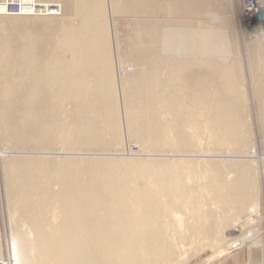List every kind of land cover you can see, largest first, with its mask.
Wrapping results in <instances>:
<instances>
[{
    "label": "bare ground",
    "instance_id": "1",
    "mask_svg": "<svg viewBox=\"0 0 264 264\" xmlns=\"http://www.w3.org/2000/svg\"><path fill=\"white\" fill-rule=\"evenodd\" d=\"M70 1L19 0L9 13L15 0H0V159L18 215L9 217L15 264H174L183 243L171 223L186 222L177 201L201 223L208 202L223 225L257 214L251 182L241 185L256 158L236 39L249 36L243 53L264 129V0L239 11V32L223 0ZM125 59L131 77L120 76ZM124 131L148 157L122 170L93 151L121 143ZM2 210L0 189L11 264ZM199 228L200 239L218 240L216 227ZM251 230L221 252L256 237Z\"/></svg>",
    "mask_w": 264,
    "mask_h": 264
},
{
    "label": "rangeland",
    "instance_id": "2",
    "mask_svg": "<svg viewBox=\"0 0 264 264\" xmlns=\"http://www.w3.org/2000/svg\"><path fill=\"white\" fill-rule=\"evenodd\" d=\"M72 1H70L69 3L71 4ZM223 2L225 5L227 4L229 6L228 9L230 12L227 9L228 13L233 14V20H232L231 24H232V27H233V25L235 26L236 30H237V28H239V27H237V25L239 24L238 23L239 11L240 10L242 11L245 8V6L253 7L257 3L259 4L258 0H223ZM69 3H68V5L66 4L63 8L67 12L66 15H68V16H70L69 13L71 12V8L68 7V6H70ZM224 4H223V6H224ZM66 6H67V9H66ZM105 7H106V5H105ZM230 8H231V10H230ZM69 10H70V12H69ZM106 12L108 14L107 10H106ZM256 13H257L256 11H253L254 15H256ZM121 16L117 15V16H114V18L115 19H118V18L125 19V20H123L125 23L132 24L133 19L131 17H126V16L123 17V15H121ZM158 16H160V15H158ZM71 18H72L71 22L73 21L72 23H74V24L78 23V20L74 16H72ZM3 19L9 20L6 18H3ZM157 19L161 21L162 17H160V18L158 17ZM253 24H254L253 22H250L248 26H253ZM255 24H256V22H255ZM242 27H243V25H242ZM11 29H13V28H11ZM239 30H237V31L239 32ZM13 31H15V30H8V32L6 31L4 34H6V35L10 34V36H12V38H15L16 37L15 32H17V31H15V32H13ZM12 32H13V34L11 35ZM245 32L250 33L247 28L245 29ZM243 35H242V37L240 36V38L238 37L236 39V41L238 43L237 47L241 48V50H242V58L240 57V61L242 63H241L240 68L244 74L243 76H245L244 84L247 86V89H248V94H247L248 97L246 98L247 102L245 101V104L243 106V111H242V120L244 123V133L248 134L245 136L248 138V140H249L248 142H250L251 146H253V152L252 153H253V156H255L256 160H255V164L251 165L252 166L251 169L253 168V170L252 171L250 170L247 172L248 174H245L246 180H243L241 182V185L245 186L246 183L251 182V184H252L251 186H253V187H251L250 193H251V195H253L254 199H256L258 201V205H257L258 213L251 215L250 216L251 219H248L247 222H244L243 223L244 225L243 224L240 225L239 223H236L235 227H234V225L230 226V225H226V224H224L225 225L224 226L222 218H221V212L222 211H221L220 207H218L215 204H212L211 202H208L207 204L204 203L202 205L203 208H201V205L198 208V211H197L198 213H201V211L203 210L202 213L207 212V214H208V216L206 218L204 217L205 220L202 219V221L203 220L204 221L201 223L199 220L192 219V215L189 216L190 215V212H189L190 208L183 201H179V202L177 201V203L180 205L181 212L183 213V215H182L183 220L186 222H184V223L182 222L179 224V221L175 220L173 223H171V227L172 226L174 227V230L176 233L170 234V235H172V236L175 235L177 237L178 241H180V243L181 242L183 243L180 247H178V248H180L179 249L180 252H178V249H176L178 254L175 255V257L173 259L174 264L177 263L179 259H180L178 262L179 264H246L247 262H250V261H251L250 262L251 264H252V262H253V264H264V131H263L264 129H263L262 124L260 122L261 121V119H260L261 113L259 112L260 110L257 107V101L255 99L254 93L251 91V89L249 90V88H250L249 87V84H250L249 72H248L249 70H247L249 68V66H248L247 60L245 59L246 57H244L245 54L243 53L244 47L248 46L247 45L248 39H246V38H248L249 36H247L244 32H243ZM242 41L244 42V45L241 43ZM132 65H133V63L131 61L125 59L123 62V68L120 71V76L123 77L126 74H127V76H130V77L133 76L134 68ZM2 140L3 139L0 138V149L6 151V147H5L6 143L4 140L3 141ZM203 143H205V142H203ZM201 147H202V144H201ZM93 152L100 153L99 157H109V158L119 159L120 161H122L119 163V166L122 170H125L123 167L126 166V164H128L129 162L139 161V160L141 161L143 159H146V157H148V155H146L147 151L142 146V144H140L138 142V140L127 135L125 131L122 134L121 143L116 144V146H115V144H113L111 147L107 148L104 151L95 150ZM77 153H78V156L81 157L80 159L86 160L85 158H82L83 156H85V154L80 155L79 152H77ZM91 153L92 152H90V154ZM205 154H206V152H205ZM6 155H9V154L7 153ZM194 159H196V158H194ZM244 159H248V158H244ZM238 176H239V174H237V173L236 174H229L228 176L225 175V178H227L228 182L232 183L234 181H237ZM201 178H204V176ZM4 183H7V182L5 181V171L3 170V161L0 159V184H1L0 189H1V194H2V198H3L2 215L5 218L6 235L8 238V246L10 249L9 259H10L11 264H15L14 252H13V247H12V240H11V235H10V231H9V217L11 216L12 212H14L16 216H18V215H17V212L15 211V205H13V203L10 201L8 203V201L5 198ZM52 204H53V202H52ZM53 205L51 206V208L52 207L57 208L59 204L54 202ZM206 206H207V208H210V209H208V211H206L207 210ZM200 209H201V211H200ZM227 210H229L228 207H226L224 209V212H228ZM187 213H189V214H187ZM211 214H212V216H211ZM0 217H1V215H0ZM210 217H212L214 219H212ZM209 219H210V221L207 222V220H209ZM242 219H244V218H241V220ZM216 221H217V223H216ZM199 224L201 225V227H209V226H213L214 228L216 227L215 228L216 238L218 240L216 241L214 238L209 239V238H204V237H201V239H200V235H199L200 225ZM218 224H219V226H218ZM187 225L191 229L188 228ZM186 227L189 229L190 233L188 232ZM195 227H197V228H195ZM235 228H239L240 229L239 232H241L242 234H245L247 231L251 230V228H252L251 231L254 232L256 237H253L254 239L253 238L247 239L246 242L239 243V245H237L235 248H232L230 251L222 253L220 246L226 240V238H228L230 236H234V235L237 236L238 235L239 232H236L234 230ZM194 233H195V235H192ZM182 234L183 235L185 234V236H182ZM180 235H181V237H180ZM197 236H198V238H196ZM184 238H185V240H184ZM194 238H196V239H194ZM177 239H176V242H178ZM186 239H187V241H186ZM208 239H209V241H208ZM182 240H184V241H182ZM203 240H204V242H202ZM206 241H208V242H206ZM209 242H210L211 246H209V244H208ZM214 242H215V244H214ZM202 244L203 245L206 244L207 246L206 245L203 246ZM0 252L3 254V258L5 259V261L3 260V262H2V259H0V264H9L8 253H7L5 244H4V237H3V230H2V219L1 218H0ZM211 256H213V257L210 258Z\"/></svg>",
    "mask_w": 264,
    "mask_h": 264
},
{
    "label": "built area",
    "instance_id": "3",
    "mask_svg": "<svg viewBox=\"0 0 264 264\" xmlns=\"http://www.w3.org/2000/svg\"><path fill=\"white\" fill-rule=\"evenodd\" d=\"M19 9H20V2H19V0H15V3L14 4H9L7 6V10H8L9 13H16V12L19 11Z\"/></svg>",
    "mask_w": 264,
    "mask_h": 264
},
{
    "label": "water",
    "instance_id": "4",
    "mask_svg": "<svg viewBox=\"0 0 264 264\" xmlns=\"http://www.w3.org/2000/svg\"><path fill=\"white\" fill-rule=\"evenodd\" d=\"M258 18H260L261 20H264V13H261Z\"/></svg>",
    "mask_w": 264,
    "mask_h": 264
},
{
    "label": "crops",
    "instance_id": "5",
    "mask_svg": "<svg viewBox=\"0 0 264 264\" xmlns=\"http://www.w3.org/2000/svg\"><path fill=\"white\" fill-rule=\"evenodd\" d=\"M251 262V261H250ZM250 262H247L246 264H251ZM252 264H253V262H252Z\"/></svg>",
    "mask_w": 264,
    "mask_h": 264
}]
</instances>
